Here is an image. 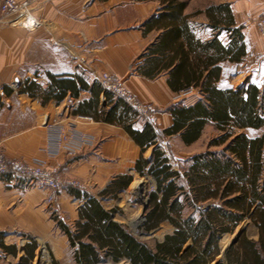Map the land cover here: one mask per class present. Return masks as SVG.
Here are the masks:
<instances>
[{"label": "trees", "instance_id": "16d2710c", "mask_svg": "<svg viewBox=\"0 0 264 264\" xmlns=\"http://www.w3.org/2000/svg\"><path fill=\"white\" fill-rule=\"evenodd\" d=\"M161 3L158 15L143 24L147 31L156 29L160 34L139 55L137 72L150 79L167 73L175 93H197V98L189 101L183 97L169 108L173 116L170 128L159 133L144 118L141 131L133 129L141 115L97 80L91 83L80 76H49L52 83L47 91L36 82H27L19 93L43 96L44 102L55 98L59 103L88 92L91 98L83 100L74 114L93 119L91 113L104 97L110 109L103 111L101 119L123 125L143 151L154 148L152 159H142L136 166V172L154 178L156 187L149 197L145 230L167 223L173 231L152 247L114 219L115 209H106L100 199L72 186L67 188L69 193L83 199L79 219L73 228L55 220L68 236L75 264H264V135L250 137L245 132L264 126V86L246 80L235 89L222 90L216 84L222 72L219 62L239 63L247 56L244 26H235L229 3L210 5L205 12L216 33L209 42H202L189 26L192 15L185 13L187 2ZM225 32L230 42L224 46L218 37ZM206 126L214 128L206 149L185 160L180 169L156 144L160 137L170 135L194 144ZM130 181V176L120 178L101 195L117 193ZM244 222L257 228V238L245 231L223 254L220 238ZM0 247L15 252L1 241Z\"/></svg>", "mask_w": 264, "mask_h": 264}, {"label": "crops", "instance_id": "0c3cea01", "mask_svg": "<svg viewBox=\"0 0 264 264\" xmlns=\"http://www.w3.org/2000/svg\"><path fill=\"white\" fill-rule=\"evenodd\" d=\"M224 3L230 4L235 26H244L247 56L239 63L219 62L222 72L216 84L222 90L241 86L251 78L242 77L231 84L232 79L240 76L245 70L243 66L248 64L253 77L259 75L252 82L262 87L264 37L260 36L257 26L245 22L262 12L264 0H216L194 10L187 3L185 13L192 15L189 26L196 39L209 42L216 32L209 27L205 11L210 5ZM161 7V0H33V15L43 23L40 28L28 30L0 19V152L10 159L44 161L58 167L61 175L70 172L84 181L82 190L90 194L92 189L100 186L99 193L93 195L97 199L107 198L101 195L106 189L101 186L104 179L124 176V171H136L137 163L142 159L150 161L153 147L143 151L123 125L101 119L103 111L110 109L104 97L101 96L100 104L91 113L95 119L89 121L75 115L74 111L71 114L67 102L69 96L59 103L55 98L44 102L43 96L35 98L28 93L19 94L13 90V85L22 89L27 82H36L47 91L52 83L49 76H80L92 83L97 80L96 73H111L126 80V87L139 101L158 110V118L152 126L161 133L173 124L169 111L172 105L183 97L189 101L197 98L196 92L175 93L168 85L167 73L150 79L137 72L139 55L160 34L156 29L147 31L143 24L158 15ZM218 39L224 46L230 42L226 32ZM89 98L91 95L83 91L73 101L80 105ZM46 116L50 122L75 118L78 131L91 137L93 143L75 157L66 155V150L49 154L48 128L44 126ZM144 123L145 119L138 117L133 129L141 131ZM205 128L204 133L212 127ZM250 130L257 129L245 130L248 136ZM204 133L191 145L183 143L177 135L162 136L156 144L170 158L168 148L171 144L193 147L199 144ZM194 154L197 153L187 159ZM49 193L48 189L12 175L0 178V241L15 251L12 253L0 247V264H37L36 254L41 242L48 243L55 252L53 263L75 264L68 236L48 211L46 199ZM57 203L64 212L58 218L73 228L79 219L78 209L83 199L75 198L66 189L59 192ZM72 203L76 205L74 214ZM104 207L110 210V207ZM115 215L113 217L118 221ZM29 253L32 257H28Z\"/></svg>", "mask_w": 264, "mask_h": 264}, {"label": "rangeland", "instance_id": "374dc122", "mask_svg": "<svg viewBox=\"0 0 264 264\" xmlns=\"http://www.w3.org/2000/svg\"><path fill=\"white\" fill-rule=\"evenodd\" d=\"M183 1L189 3L191 9L194 10L196 7L203 6V5H205V3L210 4L211 1H216V0H183ZM254 18L255 17H253L252 19H254ZM0 19H4V18L0 17ZM252 25H255V24L252 23ZM258 32H259V29H258ZM259 34H260V32H259ZM260 36H261V34H260ZM261 37H264V36H261ZM243 68L245 69L243 71V73L240 76L232 79L231 84L236 83L242 77L251 78V79H248L251 82H252V80L255 79V77L259 78V75H257V74H255L253 77V73L250 72L251 69H250V67L248 68V64H245L243 66ZM101 73H105V72H101ZM18 86L19 85H13V90H15L16 92L19 93L21 88H18ZM124 87H126V81H125ZM126 88L129 92H131L128 89V87H126ZM135 98L137 99L136 96H135ZM69 108H70V110H71L70 112L72 114L73 110H72L71 106H69ZM152 109L154 110V115H156V120H157L158 110L155 109L153 106H152ZM46 117H48V116H46ZM47 120L48 121L44 125L45 127H47V124H52L53 129H51V130H56L59 128L64 129L68 132L69 138L72 136V133H75V131L83 134L82 132L78 131L75 118H73V119L68 118L65 121L59 120L56 122H52V121L50 122L49 117H48ZM48 129H50V128L48 127ZM263 132H264V129H257L256 131H252V130L248 131V134L251 137H257L259 135L260 136L264 135ZM50 134L51 133H49V131H48V143L50 142L49 141L50 136H51ZM213 134H214V129L208 128L206 130V132L204 133L203 137L200 139L199 144H196L193 147L182 148L181 146L177 145L178 143H175L173 145L171 144L168 148V152H169L170 158H172V160H173L174 167L176 169H180L181 167H183L185 165L184 160L187 159L189 155H191L192 153H199L201 151H204L206 149L207 139L212 137ZM89 146H91V145H89ZM0 153H2L6 158H8L3 152H0ZM80 153H81V151H77L75 154L71 155V154H69V152H66V155H68V156L70 155L69 157H75L76 155H79ZM8 159L9 160L23 161L26 164H30V165H40L43 167L42 169L44 171L55 173L54 174L55 178L61 182L60 189L57 190L56 192H52L48 189L50 191V193L46 199L48 211L51 213V216L54 220H55V217L58 218V217H60L59 216L60 214L64 213L62 208H61L62 206L58 205V203H57V197L59 196V192L61 190H66L69 186L76 187L78 189H84L85 184H84L83 180L72 176L70 174V172L69 173L64 172L61 175L58 167L49 166V164L44 162V161H39V162L30 161L29 162V161H25V160H21V159H10V158H8ZM54 170H56V172ZM123 174H125V175L121 176V177H117L115 175L112 177H107L106 179L103 180L101 186L106 187V188L113 187V185H115L120 178H126V177L130 176L131 181L129 182L128 186L121 188L117 193L108 195L106 199L100 198V200L102 201V203H104V205L106 207H108V208L110 207V209L111 208L115 209V212H114L116 214L115 217L117 218V220L120 223H122L126 226L128 231H131L132 234H134L136 237H138L142 242H146L148 245L154 247L155 246L154 244L158 240L162 239L163 236H165L166 234L172 233V231H173V227H171L167 223H164V224L160 225L157 229H154L151 231H146L144 228L145 224H146V211H147V209L145 212L143 211L144 205L146 203L147 204L149 203L148 202L149 197H150L151 193L154 192L156 189L155 180L150 174L145 173V174L141 175L140 173L136 172L134 169L132 171H129V172L124 171ZM142 180L147 183V186H146L147 188L142 193V195L138 196L137 194H135L136 190L133 186L136 182L142 181ZM99 188H100V186H99ZM99 188H94V189L91 188L92 189L91 194L97 195L99 193V190H100ZM45 189H47V188H45ZM52 195H53V199L49 200V198ZM75 206L76 205L73 204V214H74V207ZM66 216H69V214L67 213ZM245 231H246L247 236H249L250 238H257V236H258L257 228L253 227V225L248 223V222H244V223L238 225L237 227H235V229L232 232H230L229 234L222 235V237L219 240L222 253L225 252L227 250V248L231 245V241L233 239L239 238L240 232L243 233ZM54 256H55V252L53 251L52 247L48 243L41 242L39 244V248H38V251L36 254V260L35 261L37 262V264H46L48 261L52 262L51 264H53ZM42 257H44V258L42 259ZM219 257H222V255H220ZM101 264H111V263L108 261H103ZM119 264H128V263L121 262Z\"/></svg>", "mask_w": 264, "mask_h": 264}, {"label": "built area", "instance_id": "2783aa9c", "mask_svg": "<svg viewBox=\"0 0 264 264\" xmlns=\"http://www.w3.org/2000/svg\"><path fill=\"white\" fill-rule=\"evenodd\" d=\"M33 0H0V17L6 19L10 24L20 26L28 30H35L40 28L43 23L35 18L33 15ZM255 24L261 36H264V9L254 19L249 18L245 24ZM97 81L108 91H113L125 101H127L135 111L145 118L150 123H155L156 115L152 106L145 105L141 101H138L135 96L124 87V79L108 73L95 74ZM73 111L77 109V104L73 99L68 98ZM48 117H46V122ZM89 121H93L92 117L83 116ZM50 135L47 151L49 154H56L60 151L66 150L69 154H75L77 151L84 150L85 147H89L93 143L91 137L86 134H81L75 131L69 138V134L64 129H53L52 124H47V128ZM40 165H30L19 160H9L2 153H0V178H8L9 176H15L33 184L35 186L44 187L52 192H56L60 189L61 182L55 178L54 172H46ZM56 172V170H54ZM53 199V195L49 200ZM44 257H42L43 259ZM48 261L46 264H51Z\"/></svg>", "mask_w": 264, "mask_h": 264}, {"label": "bare ground", "instance_id": "6f19581e", "mask_svg": "<svg viewBox=\"0 0 264 264\" xmlns=\"http://www.w3.org/2000/svg\"><path fill=\"white\" fill-rule=\"evenodd\" d=\"M147 183L145 181H138L134 184V188H135V194H137L138 196L142 195V193L146 190Z\"/></svg>", "mask_w": 264, "mask_h": 264}, {"label": "water", "instance_id": "95a60500", "mask_svg": "<svg viewBox=\"0 0 264 264\" xmlns=\"http://www.w3.org/2000/svg\"><path fill=\"white\" fill-rule=\"evenodd\" d=\"M147 208H148V204L146 203V204L144 205V210H143V211L145 212ZM241 233H242V232H240L239 235H241ZM236 240H237V238L233 239V240L231 241V243H234ZM224 253H225V252H223V254H224Z\"/></svg>", "mask_w": 264, "mask_h": 264}]
</instances>
